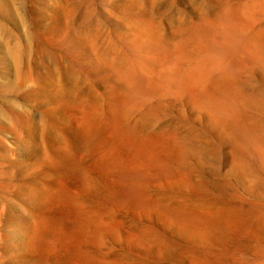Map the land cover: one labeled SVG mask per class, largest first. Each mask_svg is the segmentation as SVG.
<instances>
[{
    "label": "rangeland",
    "instance_id": "1",
    "mask_svg": "<svg viewBox=\"0 0 264 264\" xmlns=\"http://www.w3.org/2000/svg\"><path fill=\"white\" fill-rule=\"evenodd\" d=\"M246 26L263 0H0V264H263L264 161L218 114L264 124Z\"/></svg>",
    "mask_w": 264,
    "mask_h": 264
},
{
    "label": "bare ground",
    "instance_id": "2",
    "mask_svg": "<svg viewBox=\"0 0 264 264\" xmlns=\"http://www.w3.org/2000/svg\"><path fill=\"white\" fill-rule=\"evenodd\" d=\"M243 49L246 51V53L248 54L250 59L256 60V61H260V62H264V27L263 26H258V27H248V26H246L245 27V40L243 42ZM201 61H202V59H199L196 62L197 63V67L195 65L190 66L189 73H193L195 75V78L199 81V84H200L199 86H203V85L207 86L208 85L207 81L209 79L208 76H207V72H208L207 63L208 62L205 63V64L204 63L201 64ZM210 84H211V86L214 85V83H210ZM200 91H201V89H200ZM241 95H243L242 98H244L247 103H250L251 107L264 106V88H262V89H251L248 92H243ZM209 98H210L209 96L205 95V96H203V101L204 100L207 101V106L209 107L210 111L212 112V114H215L217 112V104L215 102L211 101ZM218 114H219V116L221 118H223L225 120V122L226 121L230 122V124L226 127V129H223V130H224V134L228 135V131L231 133V135H232L231 139H234V141H233L234 147L240 153V156L237 155V157L238 158H244L241 155L244 152H246V150H251V151H254L257 155H259V157L264 161V124H262L261 122L257 121L256 119H254L249 114L248 110H244L242 108H238L236 110H231V109H227V108H222L221 107L218 110ZM237 129H239V131L236 134ZM124 131H122V132H124ZM90 132H91V130H90ZM127 133H128V131H127ZM237 135H238V137H237ZM116 139L117 140H119V139L122 140L124 138L120 137V138H115V140ZM132 139H130V140L132 141ZM146 139L147 138H145L143 144L141 142L142 140L140 139L141 140L140 141L141 142L140 148H141V150L143 151V153L145 155L152 153V151L155 149V147L151 143V141L146 140ZM97 146H98V144H97ZM112 152H114V149H113ZM160 157H161V155H160ZM99 159H100V157H99ZM242 161H244V159ZM106 162H105V164H107ZM100 163H102V161ZM105 167H106V165H105ZM102 169H103V167H102ZM103 171L104 170H102L101 172H103ZM157 174H158V172H157ZM184 208H185V206H184ZM195 212H196V210H195ZM205 212H206L207 215L215 216L213 222H215L216 224L217 223L221 224L220 220L224 221L226 223V225L229 224L228 221L230 222V219L224 216V215L229 216V214L228 213H224L223 210L221 208H219V207L215 208V209H212L210 207H206L205 208ZM244 213H246V212H244ZM187 216H190V215L188 214ZM179 219H181V218H179ZM251 219H253V218H251ZM198 221H199L198 224H200V225L204 224L202 219H198ZM260 229L263 230V228L261 226H258V225H253L251 227L252 235H253L254 238H256L260 234ZM200 233H202V232H200ZM218 240L221 241L222 243H224L225 241L228 240V237H227V235L223 234V235L219 236ZM127 241H128V239H127ZM239 245H240V243H239ZM147 251H150V249L147 250ZM38 259L40 260V258H38ZM225 261H228V260L227 259H223L222 256L219 253L217 254V253L211 252L207 258H204L201 261H195L193 264H224ZM35 262H37V261H35ZM261 262L264 264V259Z\"/></svg>",
    "mask_w": 264,
    "mask_h": 264
}]
</instances>
